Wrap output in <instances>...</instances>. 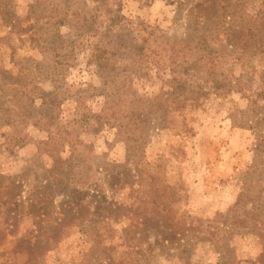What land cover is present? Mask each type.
<instances>
[{
	"label": "rangeland",
	"instance_id": "rangeland-1",
	"mask_svg": "<svg viewBox=\"0 0 264 264\" xmlns=\"http://www.w3.org/2000/svg\"><path fill=\"white\" fill-rule=\"evenodd\" d=\"M0 264H264V0H0Z\"/></svg>",
	"mask_w": 264,
	"mask_h": 264
},
{
	"label": "trees",
	"instance_id": "trees-1",
	"mask_svg": "<svg viewBox=\"0 0 264 264\" xmlns=\"http://www.w3.org/2000/svg\"><path fill=\"white\" fill-rule=\"evenodd\" d=\"M186 100H187V97H185V96L182 97L181 95L178 94L172 99V104L176 103L177 106L181 108V107H183V104L185 103ZM180 112H182V110H180ZM187 130H189V129H187Z\"/></svg>",
	"mask_w": 264,
	"mask_h": 264
}]
</instances>
